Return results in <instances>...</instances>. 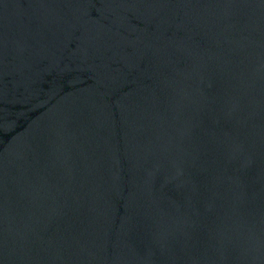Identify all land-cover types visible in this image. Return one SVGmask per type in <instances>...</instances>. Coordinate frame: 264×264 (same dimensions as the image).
<instances>
[{"label": "water", "instance_id": "obj_1", "mask_svg": "<svg viewBox=\"0 0 264 264\" xmlns=\"http://www.w3.org/2000/svg\"><path fill=\"white\" fill-rule=\"evenodd\" d=\"M0 264H264V0H0Z\"/></svg>", "mask_w": 264, "mask_h": 264}]
</instances>
